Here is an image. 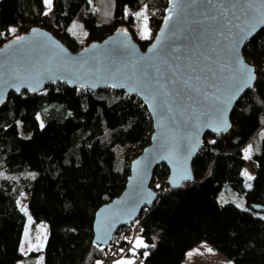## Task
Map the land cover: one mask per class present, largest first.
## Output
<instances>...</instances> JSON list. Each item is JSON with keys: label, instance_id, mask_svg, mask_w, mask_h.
<instances>
[{"label": "trees", "instance_id": "obj_1", "mask_svg": "<svg viewBox=\"0 0 264 264\" xmlns=\"http://www.w3.org/2000/svg\"><path fill=\"white\" fill-rule=\"evenodd\" d=\"M169 1L53 0L44 15L42 0H0V48L39 27L73 52L119 29L145 49L154 38L139 37L135 18L126 11L147 6L150 26L160 29ZM13 27L19 29L17 36H10ZM244 56L255 67L257 81L232 113L233 130L204 138L193 163L195 181L181 190L170 189L169 170L159 166L152 183L157 203L133 227L118 231L138 227L148 245L136 252L134 264H184L188 251L203 241L235 264H264V30L248 43ZM152 132L144 103L113 88L56 84L35 95L12 94L0 106V264L27 258L20 252L25 215L18 202L24 193L31 216L48 224L45 264H102L119 258L117 250L129 249L126 239L98 248L95 216L124 191L131 164L150 144ZM249 146L251 188L243 175ZM221 194L238 195L246 209L222 203ZM36 255L29 257L32 264Z\"/></svg>", "mask_w": 264, "mask_h": 264}, {"label": "water", "instance_id": "obj_2", "mask_svg": "<svg viewBox=\"0 0 264 264\" xmlns=\"http://www.w3.org/2000/svg\"><path fill=\"white\" fill-rule=\"evenodd\" d=\"M246 2L170 0L164 21L170 14L173 20L168 25L163 21L145 49L129 31L119 29L104 41L73 52L39 27L21 35L23 40L11 39L0 48V106L12 94L35 95L63 84L92 91L113 88L138 97L149 111L153 127L150 144L132 162L124 191L96 213L93 243L98 248L108 249L120 229L131 227L145 209L157 203L152 183L159 166L169 170L170 189L181 190L195 181L193 163L204 138L228 135L233 130L232 113L257 81L255 67L246 60L244 49L264 30V24L258 23L254 35L237 44L239 29L232 28V36L225 39L222 32L227 30L222 28L217 6L236 4L227 15L244 28L246 20L259 15L240 7ZM252 2L260 7L261 0ZM212 15L217 20H212ZM211 48L215 52L209 51ZM238 59L255 70L252 88L237 91L240 81L230 79ZM190 75L201 76L199 90L182 87L180 81ZM255 210L262 211V207Z\"/></svg>", "mask_w": 264, "mask_h": 264}, {"label": "rangeland", "instance_id": "obj_3", "mask_svg": "<svg viewBox=\"0 0 264 264\" xmlns=\"http://www.w3.org/2000/svg\"><path fill=\"white\" fill-rule=\"evenodd\" d=\"M45 10H46V12H48V8L46 6H45ZM144 10H145V7L139 11H133L130 9H128L126 11L127 16H133L135 18V21H136L135 29H136V32L139 35V37H141L143 17H141L140 19H137L135 14L138 12L144 11ZM146 14L148 17V29H149V31H151L153 28L150 26L151 19L149 18L147 9H146ZM16 29H17L16 33L13 34L10 32V36H14V35L17 36L19 34V29L18 28H16ZM152 38L155 39V35L151 34L148 39H143V38L142 39L148 41ZM251 160H252V152L250 153V158L246 159V171L248 173L254 172V166H253ZM249 175H251V174H249ZM251 176L254 177L253 174ZM245 178H246L247 187H248V185L252 186L253 179L248 180L247 177H245ZM223 194H221V196H220V201L222 203L231 202V203L235 204L236 206L241 205V207H239L241 209H246V207L244 205V200L242 198H240L238 195L228 194V196L227 195L224 196ZM27 200H28V194L24 193L18 202L20 210L22 208L25 209L24 211L21 210V212L25 215V228H24V232H23L20 252L24 257H27L25 260L20 261L19 264H32V259L29 258L32 253L37 254L36 257L34 258L35 264H45L44 251H45V247H46L47 239H48V224L45 222L39 223V222L35 221V219L31 216V214L27 208ZM29 217L31 218V221H29ZM133 225L131 227H133ZM121 234H119V235L116 234L117 236L116 237L114 236V241L116 239H118V237ZM127 237L131 238L129 241L131 242L132 245H134L136 238H140L144 241L141 233H138L137 227L133 228V230L129 233V236H127ZM22 248H23V250H22ZM132 248L133 247H131V249ZM29 249H31V250H29ZM129 249H130V247H129ZM129 249H127L126 251L125 250H123V251L119 250L118 253L120 256L118 255L119 258H117V260L128 259V260L134 261V263H135L138 260V255L137 254L133 255L132 252H129ZM138 250H139V248L136 249V252ZM109 263L110 262H105L102 264H109ZM143 264H145V263H143ZM184 264H235V263L228 260L226 257L222 256L208 242L203 241L200 244H198L197 246H195L193 249L188 251V253L186 254Z\"/></svg>", "mask_w": 264, "mask_h": 264}, {"label": "snow or ice", "instance_id": "obj_4", "mask_svg": "<svg viewBox=\"0 0 264 264\" xmlns=\"http://www.w3.org/2000/svg\"><path fill=\"white\" fill-rule=\"evenodd\" d=\"M43 4L48 8V12H50L52 10V4H53V0H42ZM218 10H219V15H220V22L222 24V28L226 29V32H222V34L225 36V39H229L232 36V28H237L239 29V31L237 32V39H236V43H240L243 40L251 37L252 35H254L255 31H256V26L257 24H264V0H261V4L260 7L257 8L256 4L254 2H252V0H248V2L240 5V7L242 9L247 10L249 13H258V16H253L252 20H246L245 21V25L246 27L241 28L239 25L233 23V20L228 18V13L232 11V9L236 8L237 5L236 4H232L230 6L224 5V6H217ZM146 8L147 6H145V10L136 13V17L137 19H140L141 17H143V25H142V30H141V37L143 39H148L151 35L149 29H148V17L146 14ZM182 11V8H181ZM48 12H44V15H48ZM236 19H239V17H235ZM212 20H217V17L215 15L211 16ZM173 20V16L170 14L167 19L164 21L165 25H168L171 21ZM253 20L255 22H253ZM231 25V27H230ZM173 28H175V25H172ZM9 31L13 34L16 33L17 29L16 28H10ZM126 34V33H125ZM18 40H23V37H18ZM209 51L211 52H215L214 48L209 49ZM211 63H215V61H211ZM235 67L233 68V71L235 73L234 76L230 77V79H238L240 81V88L237 89V91H239L240 89H242L243 87H248V88H252L253 87V82L256 79L255 76V70L253 68H251L250 66L246 65L242 59H238L236 61H234ZM224 67H227V65H225ZM178 70V69H177ZM224 69L222 68L221 71H223ZM195 71V70H194ZM200 72H203V69L199 70ZM209 71L211 72V68H209ZM200 80H201V76L200 75H190L187 79H184L182 81H180L182 83V87L184 89H191L193 91H197L199 90V85H200ZM55 82V81H53ZM113 87H115L116 85L113 84ZM34 90V89H33ZM17 91H19V88H17ZM235 95V93L233 94ZM2 99H0V103H2ZM230 101H225V104H227ZM227 108L225 107V109H223V111H226ZM43 126V125H41ZM225 126H228L225 124ZM212 143H215V141H212ZM250 153H251V146H249L246 150H245V158H250ZM243 175L245 177H247L248 180H252L254 179V177H252L251 175H249V173L245 170ZM249 188H251V185H248ZM237 207H241V205H237ZM22 211H24L25 209L22 208ZM262 219H264V217H261ZM29 221H31V218L29 217ZM147 248L148 245L140 238H136L135 243L133 245V248L130 250L132 252L133 255L136 254V249L138 248ZM153 247H155L153 245ZM23 250V248H22ZM31 250V249H29ZM102 250V249H101ZM123 251V250H121ZM143 255L145 257L148 256L147 252H144ZM115 264H134V261L132 260H117L115 262Z\"/></svg>", "mask_w": 264, "mask_h": 264}, {"label": "built area", "instance_id": "obj_5", "mask_svg": "<svg viewBox=\"0 0 264 264\" xmlns=\"http://www.w3.org/2000/svg\"><path fill=\"white\" fill-rule=\"evenodd\" d=\"M169 4H170V1H169V3H168V7H169ZM168 9V8H167ZM167 11V10H166ZM158 18V17H157ZM164 19H165V16L164 17H162V18H160V20H162V22L164 21ZM159 29H152L151 31H150V33L151 34H153V35H156V33H157V31H158ZM137 229H138V227H137ZM129 233L130 232H128V233H126V232H123L119 237H118V239H116L115 241L113 240V244L115 245V246H119L120 244H121V242H123V239H126V242L128 243V248L130 247V249H131V247H133V245L131 244V242L129 241L131 238L130 237H127V236H129ZM117 235H115V237H116ZM129 249V250H130ZM127 249H125V251H126ZM118 251L119 250H117V256L119 255V253H118ZM120 256V255H119ZM118 256V257H119Z\"/></svg>", "mask_w": 264, "mask_h": 264}, {"label": "crops", "instance_id": "obj_6", "mask_svg": "<svg viewBox=\"0 0 264 264\" xmlns=\"http://www.w3.org/2000/svg\"><path fill=\"white\" fill-rule=\"evenodd\" d=\"M120 260V259H119ZM124 260H128V259H124ZM117 261V259L114 262H111L109 264H115V262ZM138 264H143V262H139Z\"/></svg>", "mask_w": 264, "mask_h": 264}]
</instances>
